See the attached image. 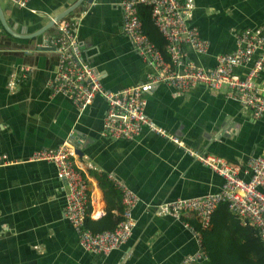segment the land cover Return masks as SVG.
<instances>
[{
    "label": "crops",
    "instance_id": "1",
    "mask_svg": "<svg viewBox=\"0 0 264 264\" xmlns=\"http://www.w3.org/2000/svg\"><path fill=\"white\" fill-rule=\"evenodd\" d=\"M77 0H30L17 7L0 0L10 28L31 35ZM121 0H87L75 12L83 61L99 73L111 92L144 84L155 71L139 56L122 31ZM188 24L208 43L204 54L183 45V71L187 64L203 70L216 67L217 57L238 48L243 30L264 34V0H193ZM151 43L162 36L149 28ZM0 36V264H258L264 263V247L249 223L235 215L219 216L201 230L191 214L180 219L158 214L159 207L178 199L203 198L219 192L223 180L182 148L147 131L134 141L103 136L106 103L97 96L84 111L66 97L51 94L56 57L37 51L43 36L35 39ZM57 35V27L45 34ZM166 44V41H165ZM164 44V47H165ZM161 51V50H160ZM164 60L170 58L163 53ZM257 57V55H254ZM252 62L235 67L244 78ZM13 78L19 79L14 86ZM255 84L264 93V71ZM233 91L198 85L174 96L159 84L145 95V113L185 147L211 155L241 168L253 157L264 155V120L233 100ZM83 138L75 167L88 180L91 196L88 225H96L110 210L121 217V194L116 183L131 190L138 201L133 209L135 226L128 241L107 256L84 251L65 217V186L55 166L29 162L39 150L55 149L69 135ZM94 166V169L91 167ZM240 168V169H241ZM111 176V178H109ZM240 177L247 180L243 172ZM91 229V228H90ZM255 229V228H254ZM205 241L211 258L196 263L185 259L199 252L194 234Z\"/></svg>",
    "mask_w": 264,
    "mask_h": 264
},
{
    "label": "built area",
    "instance_id": "2",
    "mask_svg": "<svg viewBox=\"0 0 264 264\" xmlns=\"http://www.w3.org/2000/svg\"><path fill=\"white\" fill-rule=\"evenodd\" d=\"M6 1L17 7H25L30 0ZM141 5L150 8V19L166 41L164 52L169 56L170 63L164 60L163 53L145 34L138 13ZM120 9L124 36L130 40L134 51L153 66L154 75L144 84L116 92L106 90L99 73L83 61L76 18L69 16L56 25L57 35L48 40V46L56 57L55 72L48 83L51 94L68 98L78 111H84L100 96L106 103L103 136L110 140L134 141L147 131L182 148L223 180L217 193L203 198L178 199L160 206V216L180 219L185 214H191L200 229L206 230L218 206L227 204L232 214L257 230L264 244V155L251 158L241 168L218 157L197 154L145 113V95L159 84L171 87L174 96L202 85L214 91L223 87L231 89L233 92L230 97L233 100L249 109L254 118L264 120V93L255 84L256 77L264 71V34L259 30H243L237 38L238 48L231 54L218 56L215 68L203 70L194 64H187L183 71H179L178 68L183 64V45L191 46L199 54H204L208 48V43L188 24L194 9L193 0H121ZM250 62L252 65L244 78L234 75L235 67ZM18 82L19 79L13 78L10 85L14 86ZM83 143L82 137L71 134L57 148L39 150L28 161L48 162L55 166L57 179L65 186V217L75 230L81 248L95 255L107 256L130 238L135 226L132 212L138 199L123 184L116 183L123 207L121 220L113 230L95 233L88 228L91 204L88 180L74 163L76 150ZM5 159V156L0 157V167ZM91 168L94 169V166ZM241 171L248 176L247 180L240 177ZM194 236L199 252L187 257L185 263L207 260L200 232Z\"/></svg>",
    "mask_w": 264,
    "mask_h": 264
},
{
    "label": "trees",
    "instance_id": "3",
    "mask_svg": "<svg viewBox=\"0 0 264 264\" xmlns=\"http://www.w3.org/2000/svg\"><path fill=\"white\" fill-rule=\"evenodd\" d=\"M138 11H139L138 12L139 17H140V20L142 22V27H143L145 34L147 36H150L149 28H152L155 32H158V34L160 36H162L159 33V31L157 30V28L154 27V25L150 19V16H151L150 8L141 5V6H139ZM0 28L2 30V33H5L4 30L2 29L1 25H0ZM162 41H163V44L162 43L158 44L157 48L159 50H161L162 53H165L164 52L165 40L163 37H162ZM0 46H1V44H0ZM120 211H121V213L123 212L122 206L120 208ZM217 212H218L219 216H225V215H229V214L234 215V214H232L231 211H229L227 204H220L217 208ZM120 220H121V217L120 218H113V215L111 214V211L109 210L106 213V215L96 225H94L92 227H89V225H88V228L89 229L91 228L90 230H92L95 233L106 231V230H113L117 226V224L119 223ZM252 230H253L254 234H256V236H257L256 238L258 239V242L264 247V244L261 242L257 230H255L254 228H252ZM202 242H203V239H202ZM207 244H208V236L205 237V241L203 242V248H204V251L206 252V254L209 255L208 258L212 259L211 254H210L211 251L209 250V248H207ZM258 264H264V263H263V261H259Z\"/></svg>",
    "mask_w": 264,
    "mask_h": 264
},
{
    "label": "water",
    "instance_id": "4",
    "mask_svg": "<svg viewBox=\"0 0 264 264\" xmlns=\"http://www.w3.org/2000/svg\"><path fill=\"white\" fill-rule=\"evenodd\" d=\"M85 0H77L72 6L68 7L67 9H65L64 11L60 12L59 14H57L56 16H54L46 25H44L41 29H39L37 32H35L34 34L31 35H21V34H17L16 32H14L10 26L8 25L5 16L3 14V11L0 8V25L2 27V29L4 30L5 33H7L8 35H10L13 38H18V39H35L37 37H41L43 36L44 42H42L41 45H37L36 49L37 51L41 52V51H52V48L48 46V40L51 38V36H47L45 38V34L48 33L51 29H55L56 25L61 22L62 20H64L65 18H67L68 16H70V14H72L73 12H75L79 7H81L83 5V2ZM88 3H92L93 0H87ZM76 154L78 156H81V152L80 150H76Z\"/></svg>",
    "mask_w": 264,
    "mask_h": 264
}]
</instances>
